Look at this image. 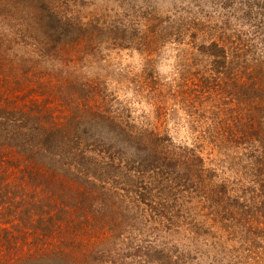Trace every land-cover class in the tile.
Segmentation results:
<instances>
[{"label":"rangeland","instance_id":"1","mask_svg":"<svg viewBox=\"0 0 264 264\" xmlns=\"http://www.w3.org/2000/svg\"><path fill=\"white\" fill-rule=\"evenodd\" d=\"M49 5L72 18L60 35L50 33L53 26L41 16ZM77 22L99 23L104 31L95 36L89 31L73 43H64L66 29L76 31ZM177 32H185L184 41H174ZM31 34L48 44L50 37L55 38V45L47 47L54 57H36L38 50L28 39ZM203 34L210 41L236 46L229 49L239 54L234 71L229 73L224 67L221 73L214 71L217 65L194 47ZM37 59L19 101L27 99L26 95L46 98L56 106L58 118L76 108L105 111L129 129L158 134L169 141L168 149L181 146L182 151L186 146L194 150L203 157L209 174L214 171L213 182L230 181L237 193L248 185L242 176L247 168L242 169L240 163L238 168L230 167L233 159L247 162L245 140L238 139L236 145L232 138L241 133L244 114H256L255 104L264 96V0H0V76L18 72L22 60ZM240 66L249 68L256 97L246 99L237 93L236 85L247 78L238 70ZM258 66L262 69L257 73ZM70 82L86 91L77 95L66 91ZM4 85L0 79L3 90ZM79 135L72 137L82 140L81 149H90L93 158L103 162L117 156L118 148L100 134ZM90 139L93 143L88 149L84 143ZM183 153L192 155L189 149ZM137 177L152 179L147 174ZM191 197L187 199L190 218L186 222L179 218L178 224L154 220L144 203L128 202L125 225L130 224V232L125 233L124 245L142 243L146 246L142 256L120 246L123 231L112 232L108 222L107 229L99 231L98 225L97 231L103 238L98 247H106L110 254L96 253L97 259L91 255L90 264H264V186L259 191L260 203L253 206L254 220L251 217L248 222L242 212L236 229L228 228L218 211H211L209 202ZM104 236L110 238L108 242ZM0 246V252L13 253L27 248L18 239ZM146 252L158 256L157 261H150Z\"/></svg>","mask_w":264,"mask_h":264},{"label":"trees","instance_id":"2","mask_svg":"<svg viewBox=\"0 0 264 264\" xmlns=\"http://www.w3.org/2000/svg\"><path fill=\"white\" fill-rule=\"evenodd\" d=\"M48 7L41 16L48 26H53L50 33L60 35L61 28L72 18L63 10ZM76 26V31L65 28L68 33L63 35L64 43H73L89 31L92 36L104 31L99 23L77 22ZM177 33L174 41H184L185 32ZM206 35L198 37L194 47L212 65H217L214 71L221 73L222 67L229 73L234 71L239 54L230 50L236 46H228L219 39L210 41ZM28 37L31 46L38 50L36 57H54V51L47 47L55 43V38L50 37L52 42L48 44V40L38 41L32 34ZM39 59L22 60L18 72L0 76L1 85H7L5 90L0 88V245L15 243L17 239L18 243L27 245L23 251L0 252V264H90L91 255L97 259L96 253L110 254L106 247L101 250L98 247L103 238L99 237L97 227L103 231L108 222L112 232L123 231L120 246L142 256L141 249L146 247L142 243L124 245L125 233L130 232V224L125 225L127 207L133 199L144 203L154 220L166 219L178 224V219L184 218L186 222L191 208L187 199L192 196L191 199L198 197L209 202L211 211L216 209L228 228L238 227L242 212L251 221L253 206L260 203L259 191L264 186V96L255 104L256 114H244L245 120L239 125L241 133L232 138L236 145L238 139L245 140L247 154L246 163L235 159L230 163L231 168H238L240 164L242 169L247 168L242 176L248 185L237 193L230 181L213 182L214 171L209 174L203 157L194 150L185 146L192 154L187 155L181 146L168 149L169 141L165 142L158 134L129 129L105 111L92 113L76 108L73 112L61 113L65 117L58 118L56 106L46 98L26 95L27 99L19 101L26 92H21L24 82L29 81L33 65ZM248 69L247 66L238 68L247 78L235 85L239 95L251 99L255 90ZM261 69L258 66L257 73ZM66 89L75 95L86 91L77 82L68 83ZM79 134L90 138L100 134L112 147L118 148L117 156L105 158L103 162L93 158L88 148L92 140L84 143L89 151L82 150L83 141L72 137ZM135 149L140 154L132 151ZM195 160L197 165L193 163ZM146 174L152 179L137 177ZM104 238L106 241L108 236ZM146 254L150 261H157L158 256Z\"/></svg>","mask_w":264,"mask_h":264}]
</instances>
